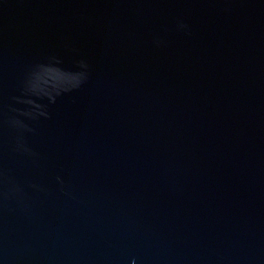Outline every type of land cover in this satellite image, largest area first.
Returning a JSON list of instances; mask_svg holds the SVG:
<instances>
[{
	"label": "water",
	"instance_id": "1",
	"mask_svg": "<svg viewBox=\"0 0 264 264\" xmlns=\"http://www.w3.org/2000/svg\"><path fill=\"white\" fill-rule=\"evenodd\" d=\"M0 264H264V0H0Z\"/></svg>",
	"mask_w": 264,
	"mask_h": 264
}]
</instances>
